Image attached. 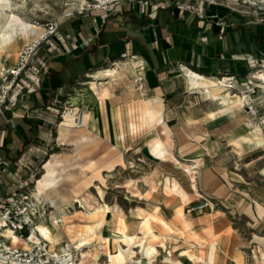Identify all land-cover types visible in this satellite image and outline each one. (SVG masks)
<instances>
[{
  "label": "crops",
  "instance_id": "crops-1",
  "mask_svg": "<svg viewBox=\"0 0 264 264\" xmlns=\"http://www.w3.org/2000/svg\"><path fill=\"white\" fill-rule=\"evenodd\" d=\"M77 7V3H67L59 14L48 18L57 22L62 42L50 35L38 46L36 56L46 61V69L35 89L19 94L14 108L0 116V187L4 182L14 187L33 180L53 147L73 144L71 140L59 143L54 136L61 123L56 109L66 88L88 76L86 83L105 87L106 96L99 102L90 99L85 87L76 94H80L76 102L88 109L84 123L101 140L95 153L103 155L108 146L115 150V156L107 160L113 162L108 170L120 168L118 158L127 161L125 150L138 152L136 142L145 139V153L156 158L152 160L161 181L165 184L168 176L183 190L166 192L164 185L158 186L161 182L152 188L154 184L144 180L148 195L137 197L143 203L139 209L125 207L115 197L97 196L99 203L108 205L101 225L96 226L99 233L111 236L123 226L127 234L140 235V223L148 217L152 232L163 240L155 244L154 258L159 251L166 253V259L173 252L183 264H264V154L237 155L217 146L216 130L227 123L219 118L227 114L207 118L209 110L198 101L203 93L190 89L183 76L188 68L208 77L233 73L239 81L244 79L248 61L264 56V21L255 19V7L234 0H113L105 16L99 8L79 12ZM49 41L56 44L55 49L48 50ZM123 52L133 56L122 57ZM118 61L122 62L113 75H100L105 64ZM137 65L144 66L141 89L133 82ZM191 93H197L198 100H192ZM243 110L237 124L247 118L248 111ZM260 113L263 117L264 111ZM263 122L264 117L260 125ZM192 123L198 125L195 130L176 137L182 142L177 143L175 155L162 124L169 128L172 141L179 134L172 132L173 125ZM229 130L225 128L220 135L226 138ZM153 137L166 146L162 155L150 150ZM169 152L175 160L178 157V165L171 169L165 157ZM253 164L255 177L242 168ZM134 183L136 179L129 177L117 185L132 189ZM131 196L135 201L137 194ZM203 197H209L211 207L190 208ZM47 201L46 225L56 238L60 233L57 221L74 212L70 205L57 208ZM136 210L139 215L134 214ZM95 220L85 216L79 226ZM173 231L175 239L170 237ZM145 259L146 264L153 261Z\"/></svg>",
  "mask_w": 264,
  "mask_h": 264
},
{
  "label": "bare ground",
  "instance_id": "bare-ground-1",
  "mask_svg": "<svg viewBox=\"0 0 264 264\" xmlns=\"http://www.w3.org/2000/svg\"><path fill=\"white\" fill-rule=\"evenodd\" d=\"M80 4L88 2L87 0H79ZM19 6V5H18ZM17 7L13 4L12 0H0V52L5 51L9 46L13 45L18 38H22L25 43H30L36 39L37 32L39 33L40 25L33 23L24 17L20 16ZM36 36V37H35ZM19 45V44H18ZM117 66L104 69L100 75L110 76L116 71ZM183 76L187 86L190 89H197L205 98L217 101L219 103L214 109H210L206 113L207 118H214L219 114H234L236 107H241L244 103L245 96L241 93L231 92L224 87L223 80L219 77H208L197 73L191 69L184 68ZM264 78V75H260ZM94 81H91L88 86V93L90 99H95L98 102L106 96L107 90L105 87H97ZM79 95H72L70 97L71 103H76ZM237 110V109H236ZM239 110V109H238ZM155 112L151 115L154 118ZM88 114L83 115V125L75 126L72 122L70 113L64 115V121L59 124L57 140L59 143L64 144L66 141H73L74 151L72 153L66 152H52L50 157L45 161L44 174L39 177L36 184V190L39 194L40 200H50L55 206L59 205H73L74 202H79L82 206L81 209H75L73 214L79 217L88 216V218H96L94 224H84L80 227L77 234V242L75 247L80 251L81 257L85 258L77 260L73 250H66L64 245H59L56 250V258L63 260L65 257H70V262L67 263V258L63 264H125L126 257L130 256L133 252L131 245H140L144 254H149L154 251V248L146 241L152 234L151 226L148 217L142 219L139 229L140 235L127 234L122 226L118 231H114L111 236H102L96 226L102 223V216L108 208L106 204H101L97 198L85 192L79 196L62 195L58 194V185L61 182L76 181L80 178V173L84 170L92 169L93 160L90 157V150L87 146H94L101 140L97 136L90 134V129L86 127L84 121ZM162 132L166 136V141L170 140V130L166 124H162ZM226 140L237 151L246 147L264 146V132L257 120L244 119L237 124L236 129H230L226 132ZM150 150L156 155H162L166 146L164 147L157 137L150 139ZM168 145V142H165ZM169 155L173 158L171 152ZM113 162L107 163V167H112ZM94 176L99 177L98 169L95 170ZM165 184L170 186V189L183 193L182 188L175 180H171L168 176L165 177ZM148 195V194H147ZM134 214L139 215L140 210H136ZM66 216H62V219ZM53 224V223H52ZM39 234L50 242V248H53V236L49 227L46 225L36 224ZM6 234L11 237L14 245L22 241V237L16 232L7 229ZM177 232H171L170 237L176 238ZM158 235H156L157 237ZM57 243V242H56ZM111 243H116V249L111 252L108 249L102 252L103 255L108 257L109 263H100L97 259L99 257V249L106 248ZM90 246V248L83 250L82 247ZM190 256L193 253H189ZM94 259L93 263L86 261V259ZM166 259V257H165ZM170 264H183L178 260H171L167 258Z\"/></svg>",
  "mask_w": 264,
  "mask_h": 264
},
{
  "label": "rangeland",
  "instance_id": "rangeland-1",
  "mask_svg": "<svg viewBox=\"0 0 264 264\" xmlns=\"http://www.w3.org/2000/svg\"><path fill=\"white\" fill-rule=\"evenodd\" d=\"M89 2H93L94 0H87ZM239 1V0H237ZM13 4L17 7L16 11L17 13L24 17L25 19L39 24L40 25V29H39V33L36 34V36L38 37L45 29L46 24L51 21L50 16L54 15V14H59L65 6H67V3H73L79 5L80 1L79 0H12ZM241 2V1H239ZM247 5H250L248 2H241ZM19 5V6H18ZM35 36V37H36ZM36 37V38H37ZM25 43V41L22 38H18L17 41L9 46L5 51L0 52V67L3 66L4 64H11L14 62L15 58H16V54L18 49ZM19 44V45H18ZM121 60H125V59H121ZM122 61H118L117 65L113 64L111 65L110 63L105 64L103 66V68H107V67H111V66H117L120 65ZM125 62V61H124ZM90 77L85 76L84 79L82 78L81 80H77L74 81L71 85H69L68 88H66L65 93H64V97L61 100V102L58 104L57 107V117H58V122L59 121H64V119H62L60 117V114L64 113V111H69L72 108H79V110H82L85 114L88 113V109H86L81 103H71L70 102V94H78L81 91H83V89H85V87H88L89 84L86 83L87 80H89ZM258 91L256 90L255 92H253L252 98L255 102V107H256V112L255 113H251L250 111H248L247 114V118L248 119H253V120H257L258 122L260 120L263 119L260 111H264V88L263 91L260 90L259 93H257ZM238 92H236L237 94ZM231 94H234L233 92H231ZM195 95H197V93H191L189 96L192 100L197 99L199 97H194ZM200 99H204L203 101H201ZM200 102V105H204L205 106V110H210L215 108L218 104H216V102H211V99L205 98V96L202 94L201 97L198 100ZM199 105V104H198ZM245 109L244 106L239 107V110H234V114H227L222 116L221 118H219L220 120H222V118L226 119L225 124H221L219 125V127L222 128H226V130L228 128L230 129H236L237 127V120L236 118L239 116V114L244 113ZM260 110V111H258ZM196 112V110H195ZM194 115L199 112V110L195 113ZM197 115V114H196ZM261 116V118H260ZM246 118V119H247ZM195 121L199 122V119H196ZM264 123V122H263ZM198 127L197 124H179V125H173V129L172 132L174 134H176L172 137V141L169 140V142H171L172 144V151H176V145L179 142H182V139L180 138V140L178 141L176 139V137H181V133L183 132H187L189 130H195ZM262 131L264 132V126H262ZM220 129V130H216L217 131V135H215V142L217 146H222L223 148L232 151L233 153H237V155H243L244 153H249V152H253V151H258V154L263 153L264 154V146L259 145V146H253V147H246L243 148L240 151H237L232 145L228 144L226 142V138L224 137V135H220V131L223 132L224 129ZM57 129V128H55ZM54 136H57V134L55 133ZM145 139H141L138 140L136 142L135 145V149H141L136 153H133L131 150L130 151H126L124 152L125 155V162H122L121 158H118V161L122 164V166L120 168H116L114 171H109L108 167H107V160L109 158H113L115 155V150L111 149L110 146H108L109 148L104 147V154L103 155H97L95 153V148L99 145H94V146H88L87 148L90 150L91 155L90 157L93 160V164H92V169L89 170H84L80 173V178H78V180L76 181H67V182H61L58 185V194H64V195H73V196H79L81 194H84L85 192H89L91 194H93L95 197L101 195L103 198H105V200H109V198L111 197H115L117 200H119L121 205H124L125 207L127 206H135L136 209H139L140 206H143V203L141 202L140 199H138V196L141 195H147L146 190L145 189V185L144 184V180H149L150 184H154L152 185L154 188V186H158L160 185V187H162V185H164V189L166 190V192H170L172 191L169 187V185L164 184L163 181H161L163 178L160 176V171L159 168L156 166V161L152 160V159H156V158H148L147 154L145 153L144 147H145ZM74 151V144L71 145H59V146H55L52 148L51 152H66V153H72ZM130 154V155H128ZM175 154V152H174ZM176 155V154H175ZM150 157V156H149ZM152 157V156H151ZM167 157V164H168V169L171 168H175L174 165H178V157H175L176 160L172 157H169L168 154H166ZM49 158V155H47L46 159ZM45 162V161H44ZM103 162V164H102ZM175 163V164H174ZM253 166H248V167H242L243 170H245V172H249L250 176L255 177L256 176V172H255V168ZM104 168L105 170H101V168ZM98 169V175L94 176V174L96 173L95 170ZM45 172V167L41 166L38 170V172L34 175L33 180L31 181V183H29L27 189H29V193L30 195L33 197L32 199L34 200V198L36 200H38V205H37V209L40 213V215L35 219L36 224H41V225H45L47 224V207L48 204L50 202H48L47 200H40L41 197H39V194L37 193L36 190V184H37V180L39 177H41ZM262 177V175H260ZM129 177L135 178L137 183H134V187L135 188H128V187H123V186H118L117 183L120 182V185H122L121 183L123 181H126ZM162 178V179H161ZM158 181V182H157ZM114 183V184H113ZM156 183V184H155ZM72 185V188H66L64 189V186L67 185ZM236 188V187H235ZM161 189V188H160ZM158 189V190H160ZM130 193H129V191ZM238 191V190H237ZM132 193L137 194V196L135 197V201H132L131 199L134 198L132 195ZM128 198L130 200H128ZM32 200V201H33ZM44 201V202H43ZM55 206V205H54ZM70 210L74 212L75 209H81L82 206L79 205V202H74L73 205H70ZM106 206H108L106 204ZM57 207V206H55ZM63 205H59L57 208H62ZM69 210V209H68ZM82 219L84 217H79L77 214H73L72 216H66L65 218H63L60 221H57V223H59V227H60V233L59 237L54 238L53 237V249L58 250L59 245H67L69 246L71 249L75 252L76 258L77 260H82L85 258L81 257L80 251L76 249L75 244L77 242V234L78 231L80 229L81 226H79V219ZM70 224V225H69ZM72 224V226H71ZM68 231L69 234L67 235L66 232ZM148 242L153 248L154 251L150 254H144V251L142 250L143 248H141L140 245H135L132 244L131 245V249H132V253L130 254V256L126 257V261L125 264H129V262L135 261V264H146V259L145 257H149L150 260H153V256L154 254L157 252L156 248L154 247L155 244L157 243H163V240H160L158 238V236L156 237V235H151L149 236V238H145V242ZM57 242V243H56ZM133 246L138 247L137 249H139L140 252H136V250L134 249ZM117 247L116 243H111L110 245H108V247L106 248H101L99 249V257H98V261L100 263H109L108 261V257L106 255H103L102 252L106 251V249H108L109 251L113 252ZM90 248V246H84L82 247L83 250H86ZM52 249V248H51ZM169 249V248H168ZM170 259L171 260H178L177 258H174V253L170 252ZM166 256V253L163 252V254H161L158 251V254L155 255L154 260L150 263V264H170V262L165 259L164 257ZM144 256V257H143ZM59 259V258H56ZM165 259V260H164ZM130 260V261H129ZM59 261H62L61 259H59ZM86 261H89L90 263H93L95 260L94 259H89L87 258ZM166 261V262H165ZM181 262V261H180Z\"/></svg>",
  "mask_w": 264,
  "mask_h": 264
},
{
  "label": "built area",
  "instance_id": "built-area-1",
  "mask_svg": "<svg viewBox=\"0 0 264 264\" xmlns=\"http://www.w3.org/2000/svg\"><path fill=\"white\" fill-rule=\"evenodd\" d=\"M112 1L94 0L92 3L88 1L79 4L77 11L99 8L103 10L102 15L105 16ZM239 1L248 2L254 6L255 19L264 21V0ZM50 35L56 36L62 42V36L57 31L55 20L49 21L44 31L36 39L30 43H24L18 49L13 63L4 64L0 67V116L14 108L19 94L35 89L41 74L47 67L46 61L36 56V50ZM55 45L49 41L48 50L55 49ZM128 54L123 52L121 56L126 57ZM262 74L264 75L263 55L259 59L248 61L244 79L239 81L233 73L222 74L219 78L223 80L224 87L230 92L244 94L245 99L242 106L247 111L255 113L257 109L252 95L256 90L257 93L260 90L263 91L264 78L260 77ZM143 79L144 66L137 65L133 76V82L137 88H142ZM68 113L72 116L73 125H83L84 112L82 110L72 108L69 111H64L60 117L64 119V115ZM31 181H23L14 187L10 186L8 182H4L3 187H0V264H63L66 258L68 259L67 263H69V256L62 261L56 259V250L50 248V242L42 237L36 228L35 219L40 215L37 209L39 202L35 198L32 199L33 197L27 189ZM211 205L212 201L209 197H203L190 208L201 209L211 207ZM7 229L16 232L24 242L14 245L11 237L5 232ZM64 246L66 250L71 249L66 244Z\"/></svg>",
  "mask_w": 264,
  "mask_h": 264
}]
</instances>
